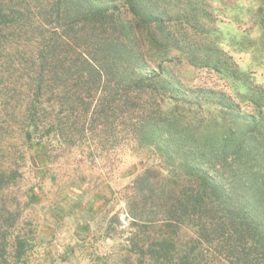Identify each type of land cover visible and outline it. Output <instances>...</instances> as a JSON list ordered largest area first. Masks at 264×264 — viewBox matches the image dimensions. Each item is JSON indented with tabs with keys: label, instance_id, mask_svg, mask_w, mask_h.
Wrapping results in <instances>:
<instances>
[{
	"label": "trees",
	"instance_id": "16d2710c",
	"mask_svg": "<svg viewBox=\"0 0 264 264\" xmlns=\"http://www.w3.org/2000/svg\"><path fill=\"white\" fill-rule=\"evenodd\" d=\"M211 19L195 0H0V102L24 119L26 138L90 149L132 139L161 156L168 175L145 170L127 200L143 234L156 216L170 222L168 239L150 246L156 263L172 260L176 229L189 223L194 247L223 236L226 249L215 250L232 264H264V90L211 34L197 40ZM176 51L243 83L252 110L176 82L163 66ZM7 178L0 171V187Z\"/></svg>",
	"mask_w": 264,
	"mask_h": 264
},
{
	"label": "rangeland",
	"instance_id": "374dc122",
	"mask_svg": "<svg viewBox=\"0 0 264 264\" xmlns=\"http://www.w3.org/2000/svg\"><path fill=\"white\" fill-rule=\"evenodd\" d=\"M195 1L206 6L213 18L197 40L211 34L208 41L231 56L245 78L263 91L264 0ZM176 52L163 64L176 82L195 94L223 92L240 103L242 111L252 110L240 97L248 91L243 83L211 68L193 66ZM5 115L0 102V171L8 175L0 187V264H177L186 254L191 264H232L227 253L220 252L226 249L225 237H211L212 245L194 247L197 236L189 223L176 229L172 260L152 259L150 246L168 239L160 230L170 222L156 216L143 234L132 225L127 203L134 181L145 170L156 169L164 176L171 171L152 148L140 147L132 139L106 149L60 145L44 134L29 139L22 133L24 119ZM177 181L186 183L182 176ZM150 211L161 214L159 208L149 207ZM91 215L97 217L94 228L102 235L87 240L90 235L82 237L79 229ZM82 245L87 252L80 250Z\"/></svg>",
	"mask_w": 264,
	"mask_h": 264
},
{
	"label": "crops",
	"instance_id": "0c3cea01",
	"mask_svg": "<svg viewBox=\"0 0 264 264\" xmlns=\"http://www.w3.org/2000/svg\"><path fill=\"white\" fill-rule=\"evenodd\" d=\"M90 212V211H89ZM91 213V212H90ZM90 216V215H89ZM89 216H88V218H89ZM92 216V215H91ZM90 220L89 221H85L84 223H82V221H81V225H82V228L81 229H79V231L80 232H83V236L82 237H84V238H87L89 235V237L87 238V240H90V239H92V238H94L95 236H97V237H99V236H101L102 234L97 230L96 231V229L94 228V227H96V220H97V217L96 216H92V217H90L89 218ZM80 225V226H81ZM80 250L81 251H83L84 252V250L87 252V248H86V246L84 247L83 245L80 247ZM79 250V251H80ZM82 252V253H83Z\"/></svg>",
	"mask_w": 264,
	"mask_h": 264
}]
</instances>
